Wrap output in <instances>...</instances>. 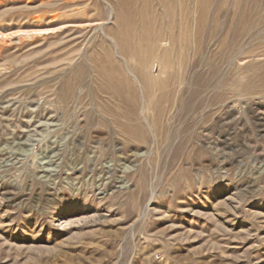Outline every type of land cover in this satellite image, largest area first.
<instances>
[{"label":"rangeland","instance_id":"374dc122","mask_svg":"<svg viewBox=\"0 0 264 264\" xmlns=\"http://www.w3.org/2000/svg\"><path fill=\"white\" fill-rule=\"evenodd\" d=\"M0 264H264V0H0Z\"/></svg>","mask_w":264,"mask_h":264},{"label":"bare ground","instance_id":"6f19581e","mask_svg":"<svg viewBox=\"0 0 264 264\" xmlns=\"http://www.w3.org/2000/svg\"><path fill=\"white\" fill-rule=\"evenodd\" d=\"M116 38V37H115ZM147 61V60H146Z\"/></svg>","mask_w":264,"mask_h":264}]
</instances>
